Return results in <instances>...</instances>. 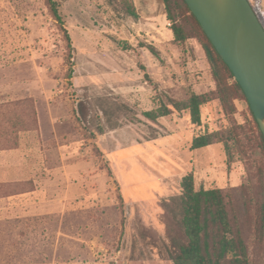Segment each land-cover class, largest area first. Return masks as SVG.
Listing matches in <instances>:
<instances>
[{
    "label": "rangeland",
    "instance_id": "obj_1",
    "mask_svg": "<svg viewBox=\"0 0 264 264\" xmlns=\"http://www.w3.org/2000/svg\"><path fill=\"white\" fill-rule=\"evenodd\" d=\"M55 1L63 28L48 0H0V153L20 150L31 132L23 153L41 160L35 172L0 178V264H174L188 173L197 190L223 191L250 264H264L260 154L230 133L248 107H223L198 39L175 41L163 0ZM249 1L264 27V0ZM185 15L177 19L188 27ZM193 95L210 99L201 125L186 108ZM162 107L165 117L144 116ZM205 133L228 139L230 154L224 143L193 150ZM36 183L59 189L58 209H4Z\"/></svg>",
    "mask_w": 264,
    "mask_h": 264
},
{
    "label": "trees",
    "instance_id": "obj_2",
    "mask_svg": "<svg viewBox=\"0 0 264 264\" xmlns=\"http://www.w3.org/2000/svg\"><path fill=\"white\" fill-rule=\"evenodd\" d=\"M163 1L167 9L168 19L172 23L175 41L182 44L194 36L200 42L211 64L212 75L217 85V94L223 107L228 110L234 108L233 102L236 99L243 100L247 104L248 119L246 118V123L241 126H234L230 133L235 144L244 146L247 151L260 154L262 170H259L260 177L258 178L255 196V220L257 235L263 236L264 136L241 86L234 79L233 73L205 34L185 0ZM48 4L53 17L63 28L64 22L59 12L58 3L55 0H48ZM180 12H185L187 19L184 22L189 28L178 22L177 14ZM190 31L194 35H191ZM66 37L69 40L68 35ZM72 76L73 71L71 70L69 78L71 79ZM208 102L210 99L206 95H193L189 99L186 108L190 111L193 124H202V108ZM176 109H178L177 106ZM169 113L168 107H162L157 111L146 112L144 116L155 121ZM215 143H224L227 153L230 154L229 140L219 133H205L194 138L191 148L198 150ZM180 188L181 194L178 198L177 211L184 241L175 242L176 251L172 255L174 264H250L247 244L241 236L238 223L236 222L237 226L231 218L223 191L219 188L197 190L192 173L182 177ZM163 207L166 212L173 210L170 201L165 202ZM246 216L249 219V215Z\"/></svg>",
    "mask_w": 264,
    "mask_h": 264
},
{
    "label": "water",
    "instance_id": "obj_3",
    "mask_svg": "<svg viewBox=\"0 0 264 264\" xmlns=\"http://www.w3.org/2000/svg\"><path fill=\"white\" fill-rule=\"evenodd\" d=\"M241 86L264 136V27L248 0H185Z\"/></svg>",
    "mask_w": 264,
    "mask_h": 264
},
{
    "label": "crops",
    "instance_id": "obj_4",
    "mask_svg": "<svg viewBox=\"0 0 264 264\" xmlns=\"http://www.w3.org/2000/svg\"><path fill=\"white\" fill-rule=\"evenodd\" d=\"M22 133V132H21ZM31 132H26L22 133L20 137V144L21 148L20 150L14 149L10 151H6V153L0 155V178L6 177L7 175H12L15 174H24L28 173L29 171L35 172L33 168L40 169L41 168V160L40 162H36V164L31 163L29 159L30 154L26 155L23 153V147H25L26 141L31 139ZM53 139L57 140V146L60 147L59 143V138L58 135L55 133V137ZM54 141H52L53 144ZM46 145V142H45ZM41 159V157H40ZM44 166V164H43ZM9 178V177H6ZM37 184V183H36ZM51 188H49L47 185L42 186L41 183L37 184L34 189L30 190L29 192H24L21 194H15L12 196H8V200H13V199H20L21 203L14 202L12 203V206H5V210H10L9 208H12L14 206H20L23 207L25 210L29 212V210H40L42 212L44 211H51L59 208L60 203L56 200L57 198L55 197V194L60 195L59 189H55L53 185H50ZM29 196L25 199L24 197ZM28 198L29 200H33L34 203H31L29 205L28 203ZM39 200V201H38ZM26 204V205H25ZM26 206V208L24 207ZM23 210V209H22Z\"/></svg>",
    "mask_w": 264,
    "mask_h": 264
}]
</instances>
